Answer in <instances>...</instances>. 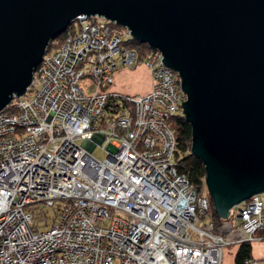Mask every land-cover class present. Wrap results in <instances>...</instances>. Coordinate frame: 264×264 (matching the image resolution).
I'll return each instance as SVG.
<instances>
[{
	"label": "built area",
	"instance_id": "1",
	"mask_svg": "<svg viewBox=\"0 0 264 264\" xmlns=\"http://www.w3.org/2000/svg\"><path fill=\"white\" fill-rule=\"evenodd\" d=\"M71 22L0 109V264H220L228 240L209 219L193 224L207 200L173 161L177 73L157 50L138 60L128 29L101 15ZM138 62L145 92L109 89L117 66ZM257 194L234 205L247 240H264Z\"/></svg>",
	"mask_w": 264,
	"mask_h": 264
},
{
	"label": "water",
	"instance_id": "2",
	"mask_svg": "<svg viewBox=\"0 0 264 264\" xmlns=\"http://www.w3.org/2000/svg\"><path fill=\"white\" fill-rule=\"evenodd\" d=\"M79 14L125 27L177 73L189 153L220 218L264 189V0H0V109Z\"/></svg>",
	"mask_w": 264,
	"mask_h": 264
},
{
	"label": "trees",
	"instance_id": "3",
	"mask_svg": "<svg viewBox=\"0 0 264 264\" xmlns=\"http://www.w3.org/2000/svg\"><path fill=\"white\" fill-rule=\"evenodd\" d=\"M75 31L74 24L70 22L64 30L52 38L50 42L47 43L46 48L49 46H55L61 40L66 32ZM129 47H132L136 52V57L138 60H142L150 52V48L144 43L137 42L132 38H126L123 41ZM106 110H111L106 107ZM167 125L170 127L171 132L174 137V147H173V161L176 169L183 173L187 178L188 182L193 186L198 194L202 193L207 200V206L203 213L198 215V218L209 219L213 222L214 228L217 229L221 218L217 215L213 208V203L210 196L207 194L206 190L202 191L200 187L204 185V169L203 165L198 158L189 153L190 144V127L188 122L179 113H172L166 118ZM52 213L55 212V206L51 207ZM41 215V214H40ZM46 218L48 217V222L52 221V215L42 214ZM46 223V222H44ZM249 242L247 240H242L236 246L233 252V264H245L247 260L250 259L249 254Z\"/></svg>",
	"mask_w": 264,
	"mask_h": 264
},
{
	"label": "crops",
	"instance_id": "4",
	"mask_svg": "<svg viewBox=\"0 0 264 264\" xmlns=\"http://www.w3.org/2000/svg\"><path fill=\"white\" fill-rule=\"evenodd\" d=\"M149 80L148 69L143 63L138 62L131 67L119 65L113 71L109 89L125 94L142 93L148 89ZM128 82H131V84ZM217 230L228 240L223 248L220 264H225V261L226 264H233V252L236 246L240 241L247 240L246 234L240 228L238 220L234 216V212L232 218H221ZM247 241L250 246V259L245 264H264V240L250 239Z\"/></svg>",
	"mask_w": 264,
	"mask_h": 264
},
{
	"label": "rangeland",
	"instance_id": "5",
	"mask_svg": "<svg viewBox=\"0 0 264 264\" xmlns=\"http://www.w3.org/2000/svg\"><path fill=\"white\" fill-rule=\"evenodd\" d=\"M116 27H118V28H120V29H123L121 26H119V25H115ZM79 81H82L81 79L79 80ZM79 83H81V82H79ZM129 84H131V82H128ZM88 85L89 84H86V86H84V89H85V91H88ZM175 113H177V112H175ZM91 153H92V155L93 156H95L96 158H102L103 156H104V151L102 150V148H100L99 146H94L92 149H91ZM206 187H205V184L204 185H202L201 187H200V189H202V191H205L206 189H205ZM258 197L260 198V199H263L264 198V193L261 191V192H259L258 194ZM234 205L231 207V209H230V212L227 214V216H226V218H232V213L234 212ZM46 209H47V213L49 214V215H52L53 213H52V210H51V207H46ZM204 220H206V219H199V218H195L194 220H193V224L194 225H198L199 224V222H201V221H204ZM224 263V262H223ZM227 262L225 261V264H226Z\"/></svg>",
	"mask_w": 264,
	"mask_h": 264
}]
</instances>
